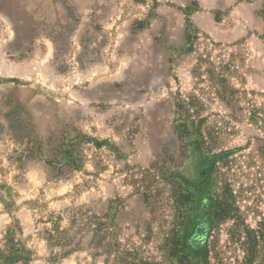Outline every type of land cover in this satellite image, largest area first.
I'll list each match as a JSON object with an SVG mask.
<instances>
[{
    "label": "rangeland",
    "instance_id": "1",
    "mask_svg": "<svg viewBox=\"0 0 264 264\" xmlns=\"http://www.w3.org/2000/svg\"><path fill=\"white\" fill-rule=\"evenodd\" d=\"M202 188L207 264H244L238 230L264 231V0H0L3 251L177 264Z\"/></svg>",
    "mask_w": 264,
    "mask_h": 264
},
{
    "label": "trees",
    "instance_id": "2",
    "mask_svg": "<svg viewBox=\"0 0 264 264\" xmlns=\"http://www.w3.org/2000/svg\"><path fill=\"white\" fill-rule=\"evenodd\" d=\"M183 103L180 102L176 105V109H181ZM183 116L184 115L176 113L178 120H182L181 118ZM201 190L202 193L199 194L200 202H198L200 205L198 207L199 219L191 221L188 224V229L184 230L183 235L178 240L181 249L184 251L187 250L189 253L186 254L182 251L181 254L183 255L177 264H207L209 251L206 238L208 232L214 227L212 223L213 219L210 220L211 208L213 209V206H211L212 199L205 194L203 188ZM203 200L204 202L202 203ZM225 202L226 201L220 204L225 206ZM226 207L228 206L226 205ZM238 232L241 233L243 237L244 264H255L257 259H259L261 264H264V231L262 229H251L243 225ZM4 247L7 249L6 251H3L0 247V264H17L19 262L27 263L28 259L23 256L21 248L12 240H7Z\"/></svg>",
    "mask_w": 264,
    "mask_h": 264
},
{
    "label": "crops",
    "instance_id": "3",
    "mask_svg": "<svg viewBox=\"0 0 264 264\" xmlns=\"http://www.w3.org/2000/svg\"><path fill=\"white\" fill-rule=\"evenodd\" d=\"M199 5H200L201 8L202 7L206 8V6H203L202 5L201 1H199ZM208 18H210L209 15H208ZM197 25H198V27H200L201 30H204L205 29L203 22H197Z\"/></svg>",
    "mask_w": 264,
    "mask_h": 264
}]
</instances>
